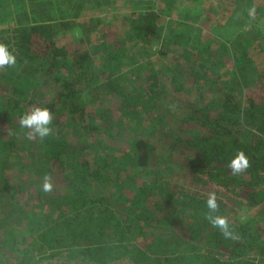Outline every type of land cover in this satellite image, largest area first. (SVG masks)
Returning a JSON list of instances; mask_svg holds the SVG:
<instances>
[{
    "label": "trees",
    "instance_id": "trees-1",
    "mask_svg": "<svg viewBox=\"0 0 264 264\" xmlns=\"http://www.w3.org/2000/svg\"><path fill=\"white\" fill-rule=\"evenodd\" d=\"M65 1L10 0L0 18V43L17 56L0 70V264H264L255 42L240 32L221 46L199 34L179 48L161 35L164 5L119 0L124 14L102 23L100 4L114 0ZM130 61L133 75L120 74ZM36 107L51 110L48 137L20 125ZM239 151L251 166L233 175ZM210 192L232 238L207 219ZM235 204L254 206L255 219L234 223L226 207Z\"/></svg>",
    "mask_w": 264,
    "mask_h": 264
},
{
    "label": "rangeland",
    "instance_id": "rangeland-1",
    "mask_svg": "<svg viewBox=\"0 0 264 264\" xmlns=\"http://www.w3.org/2000/svg\"><path fill=\"white\" fill-rule=\"evenodd\" d=\"M69 0L64 2V7L69 8ZM73 1V0H70ZM111 1V0H107ZM94 2V1H93ZM92 2V3H93ZM155 7L157 5H164V10L160 13L159 22L162 28V34L164 36H174L172 40L176 43L177 40H182V45L179 44L178 47L181 48L187 47L185 41L189 37H192L197 41V35H201V38L212 36L214 40H219L220 45L223 46V42H228L232 38L236 37L241 32V35L249 36L255 43V46L258 48L256 51L257 59L255 60V65L250 71L253 72L254 76L258 72V76H264V34L258 31L257 26L252 25L253 23L260 26L261 20L264 21V0H151L150 3L137 2L131 8L143 9L150 6ZM261 6L259 12L254 15V7ZM125 4L121 3L119 0L111 1L110 4H100L99 7H102L100 17L103 19L102 23H106L108 20H116L118 17L124 14L123 10L125 9ZM168 6H172L171 9H168ZM91 7L93 10L98 8ZM11 8L10 0H0V18L6 15ZM89 12V11H87ZM93 13V11H91ZM84 16V15H83ZM116 17V18H114ZM43 19V16L40 20ZM84 20V18H83ZM166 24H168L167 29ZM186 25L191 26L190 29H186V34L183 31H180L179 28ZM262 29V26H260ZM264 29V28H263ZM88 30V28H86ZM181 35L177 37L176 35ZM97 35V32H95ZM257 35V37L255 36ZM69 33H66V37H69ZM188 36V37H184ZM98 37V35H97ZM183 37V38H182ZM211 38V39H212ZM94 39V37H93ZM96 41V40H95ZM148 49L153 52H157V49L160 47V43L153 42L151 45L146 46ZM250 52V49H249ZM140 59H146L148 57L138 55ZM225 56H228L225 54ZM227 59V58H225ZM133 60V59H131ZM130 65L120 72V74L133 75L135 69V62L130 61ZM139 62V60H138ZM223 69L225 68L224 74L230 75V79H234L237 76H233L236 72L231 62L224 61ZM229 67H232L230 69ZM249 69L251 67H248ZM166 72L163 71V74ZM264 79V78H263ZM238 81V79H237ZM236 81V84L239 85V89H242V85ZM28 187H30L28 185ZM226 211L230 219L237 225H243L251 223L255 219V207L248 204H235L233 206L226 207ZM260 220L257 219L259 223ZM251 227V226H250ZM129 259V258H128ZM127 257L123 259H114L119 260L120 264H130ZM109 264H113V260L109 261Z\"/></svg>",
    "mask_w": 264,
    "mask_h": 264
},
{
    "label": "clouds",
    "instance_id": "clouds-1",
    "mask_svg": "<svg viewBox=\"0 0 264 264\" xmlns=\"http://www.w3.org/2000/svg\"><path fill=\"white\" fill-rule=\"evenodd\" d=\"M17 56L8 50L7 45L0 43V70L6 66H15ZM53 116L49 108L36 107L32 111L26 113L20 118L22 128L30 129V136H38L40 138L48 137L52 133L51 124ZM249 159L243 151H239L230 161L228 167L233 175H241L250 168ZM44 191L50 192L53 188L51 177L46 175L43 178ZM207 219L214 228H218L225 238H232L233 232L229 227V221L226 217L218 215L220 208L218 198L215 192H210L207 198Z\"/></svg>",
    "mask_w": 264,
    "mask_h": 264
}]
</instances>
